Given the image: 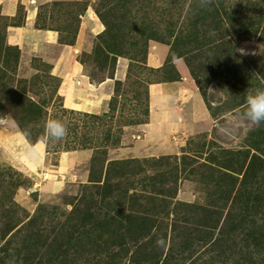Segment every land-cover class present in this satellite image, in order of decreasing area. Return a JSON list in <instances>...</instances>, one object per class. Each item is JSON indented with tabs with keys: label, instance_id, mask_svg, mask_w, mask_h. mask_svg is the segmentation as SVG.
<instances>
[{
	"label": "rangeland",
	"instance_id": "1",
	"mask_svg": "<svg viewBox=\"0 0 264 264\" xmlns=\"http://www.w3.org/2000/svg\"><path fill=\"white\" fill-rule=\"evenodd\" d=\"M32 2L38 7L35 27L57 31L58 44L40 41L33 50L30 40L22 47L12 43L11 28L25 24V8L19 5L15 15H10L0 7V119L27 132L33 146L52 155L67 153L69 178L61 191H33L30 178L0 151V259L9 251L5 242L14 239L11 235L29 218L40 216L47 224L63 221L75 197L87 193L93 184H102L116 163H131L129 167L137 172L134 185L138 191L168 181L177 189L174 202L206 207L213 194L218 197L211 180L204 178L208 168L203 166H211L206 163L207 158L211 161L210 151L264 155V122L254 124L244 116L247 95L264 90V0ZM244 20L250 29L241 27ZM215 26L218 30L212 34ZM78 37H83V44L76 56L85 74L93 82L113 80L112 93L100 113L69 109L59 93L61 81L54 74V63L62 45H75ZM216 46L223 49L220 67L211 65V50ZM150 53L162 57L158 69L147 65ZM119 61L127 62L123 79L115 78ZM173 74L179 80L185 76L181 87L187 90L182 93L192 98V104L200 98L209 116L204 122L189 120L193 128L185 134L151 140L139 128L149 122L150 84ZM241 93L245 102L237 105L234 97L238 99ZM26 110L36 119L26 116ZM49 119L65 122L67 131L62 138L47 135L45 121ZM219 151L215 152L218 156ZM183 156L201 157V164L185 169L184 163L191 161H183ZM196 165H201L199 172L204 174L192 172ZM90 175L96 180L91 181ZM260 183L259 194L264 195ZM257 187L254 183L248 188ZM105 200L110 202L105 203L108 207H116L114 199ZM254 222L256 226L250 221L243 225L244 233L254 226L264 234V208ZM248 236L240 242V246L248 245L243 256H229L228 263L220 262L216 251L209 253L206 244L189 241L197 245V251L185 253L180 264H264V235L258 247L247 244ZM180 244L178 239L176 247ZM122 263L131 264L126 258Z\"/></svg>",
	"mask_w": 264,
	"mask_h": 264
},
{
	"label": "trees",
	"instance_id": "2",
	"mask_svg": "<svg viewBox=\"0 0 264 264\" xmlns=\"http://www.w3.org/2000/svg\"><path fill=\"white\" fill-rule=\"evenodd\" d=\"M240 22L244 30L252 27L245 20ZM218 26L211 29L212 34ZM230 26L235 27L232 22ZM212 49L211 65L220 67L223 49L221 46ZM179 79L178 74H173L162 81ZM234 98L237 105L245 102L242 93L238 99ZM24 113L33 120L35 115L28 110ZM23 133L29 144L34 145L31 136ZM216 151L219 150L208 153L211 161L207 158L206 163L211 166H203L208 168L204 178L211 180L218 194L217 198L212 195L208 206L174 202L177 189L168 181L149 191H138L134 185L137 172L129 167L130 162H119L112 166L111 172L108 170L102 184H93L87 193L75 197L73 209L63 221L47 224L40 216L29 218L11 235L15 240L5 242L9 251L0 264H123L124 258L131 264H180L185 253L192 255L197 251V245L189 243L193 240L209 246V253L216 251L222 263H228L229 256H243L244 248L248 247L240 246L244 235H250L249 245L258 247L263 243L264 234L258 233L254 221L264 208L260 182H255L261 181L264 188V155L222 150L218 156ZM195 158L182 157L185 162L191 161L184 163L185 169L201 164L198 160L201 157ZM200 167L196 165L191 170L202 173ZM95 178L90 175L91 181ZM254 183L258 187L249 190ZM106 198L114 199L116 207H108ZM247 221L254 226L245 234L243 225ZM176 239H181L182 247H176Z\"/></svg>",
	"mask_w": 264,
	"mask_h": 264
},
{
	"label": "crops",
	"instance_id": "3",
	"mask_svg": "<svg viewBox=\"0 0 264 264\" xmlns=\"http://www.w3.org/2000/svg\"><path fill=\"white\" fill-rule=\"evenodd\" d=\"M36 2L0 0V7L6 14L15 15L17 6H24L25 24L11 28L10 41L22 47V43L30 40L33 50L40 41L58 44L59 36L55 30L35 27L38 14ZM82 38L78 37L75 45H62V52L54 63V74L60 77L59 93L63 97L65 107L100 113L112 93L113 80L93 82L85 74L84 66L76 56L77 50L82 47ZM147 65L158 69L162 66V57L150 53ZM126 69L127 62L119 61L115 78H125ZM185 79L183 75L178 81H158L150 84L149 122L139 128L147 132L151 140L155 138L167 140L172 134H185L193 128L188 124L189 120L196 123L207 120L209 111L205 105L203 107V101L197 97L192 104V98L189 99V95L185 93L187 89L181 87ZM183 89L185 94L182 93ZM188 102L190 105H187ZM0 151L13 167L30 178L33 191L39 193L61 191L64 180L69 178L67 153L52 155L30 145L25 136L12 128L6 119H0ZM71 177L74 178L75 175Z\"/></svg>",
	"mask_w": 264,
	"mask_h": 264
},
{
	"label": "clouds",
	"instance_id": "4",
	"mask_svg": "<svg viewBox=\"0 0 264 264\" xmlns=\"http://www.w3.org/2000/svg\"><path fill=\"white\" fill-rule=\"evenodd\" d=\"M243 51V50H241ZM246 110L244 116L254 124L264 122V90H257L246 97ZM45 130L49 137L62 138L66 131V124L59 119L45 121Z\"/></svg>",
	"mask_w": 264,
	"mask_h": 264
}]
</instances>
